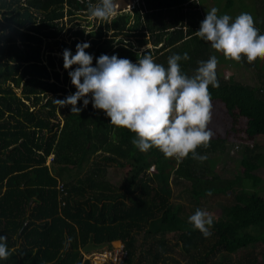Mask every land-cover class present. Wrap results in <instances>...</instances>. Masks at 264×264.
Returning <instances> with one entry per match:
<instances>
[{
  "label": "trees",
  "instance_id": "16d2710c",
  "mask_svg": "<svg viewBox=\"0 0 264 264\" xmlns=\"http://www.w3.org/2000/svg\"><path fill=\"white\" fill-rule=\"evenodd\" d=\"M238 2L223 0L226 10ZM89 3L98 0H0V235L11 253L0 264H90L82 253L90 243L114 241L125 245L124 264H167L177 245L186 264H264V60L253 62V84L226 73L235 60L226 65L217 55L219 87L209 86L215 125L209 145L196 150L202 162L191 153L166 158L155 147L141 152L135 133L111 125L92 103L79 101L80 113L56 104L77 91L63 51L75 55L90 38L94 66L102 54L136 63L143 51L167 67L170 56L188 53L179 64L191 77L217 53L195 34L201 1L137 0L107 21L90 19ZM256 23L264 34V20ZM230 145L238 166L222 175ZM121 163L130 169L115 185L109 170ZM198 208L220 210L208 237L188 222Z\"/></svg>",
  "mask_w": 264,
  "mask_h": 264
},
{
  "label": "clouds",
  "instance_id": "9594fccd",
  "mask_svg": "<svg viewBox=\"0 0 264 264\" xmlns=\"http://www.w3.org/2000/svg\"><path fill=\"white\" fill-rule=\"evenodd\" d=\"M117 8L114 0L89 3V18L107 21L116 15ZM218 11L215 7L206 11L196 36L225 59L239 62L245 57L248 63L264 60V34H259L253 16L241 13L233 19L218 15ZM90 46L78 43L75 55L69 49L63 51L64 68L77 65L69 71L77 91L65 99H55L56 104L61 108L70 105L72 113H80L79 101L83 100L84 107L92 103L94 109L104 111L111 125L135 133L132 144L141 152L155 147L166 158L183 159L191 153L195 160L206 159L196 150L207 147L213 136L208 128L212 107L209 86L219 87L216 56L199 61L195 74L189 77L179 64L190 59L188 53L170 56L167 67L143 51L138 53L136 63L102 54L93 66L94 57L85 51ZM188 222L205 237L211 235L214 221L208 211L196 209ZM6 241L7 237L0 235V260H7L11 254Z\"/></svg>",
  "mask_w": 264,
  "mask_h": 264
},
{
  "label": "rangeland",
  "instance_id": "374dc122",
  "mask_svg": "<svg viewBox=\"0 0 264 264\" xmlns=\"http://www.w3.org/2000/svg\"><path fill=\"white\" fill-rule=\"evenodd\" d=\"M134 1H137V0H114V2L118 5V8H122V7L127 6L126 9H128V10L132 8ZM200 1H201V8H202L201 9L202 18H205V16H206L203 14L204 10L207 11V10H210L211 8L215 7L219 10L218 15H221V16L224 14H227L234 19L235 17H237L241 13H250L254 18V22H257L259 25H261V22H263V20H264V0H239V2L232 9H229V10L225 9L224 4H223V0H200ZM79 20L77 22H79L80 24L86 23L85 20L82 18H80ZM67 23L68 24L66 25L65 29H67L69 27V25L71 24L70 22H67ZM88 31H89V29L87 28L86 33H88ZM69 35H70V33L68 31H66L64 34V39L67 40L68 44H70L72 41ZM84 41L87 43H90V38H87ZM56 47L57 46H55V48ZM54 54L56 55L57 58L62 55L59 51H56ZM218 54H219V52H217L215 54V56L217 57ZM221 57L225 61L226 65L231 64L230 62L232 60L225 59L223 54H221ZM223 66H224L225 72L227 71L230 74H234L236 79H238L239 81H245V82L252 81L253 84L258 83L257 74L255 71V68L253 67V63H248L247 59L244 57H242L239 62L235 61L232 63V65H229V66L223 65ZM76 67H73L71 71H74ZM18 91H20V90H18ZM214 125H215V121L212 120V117H211L209 124H208V128H211V130H213ZM233 130H234V134H238L240 132V128H236V129L233 128ZM248 137L249 136H247V135H242V136H239V139L242 142H244V141H246V139ZM237 151H238V149L236 147L230 145L228 147V152H229L228 156H222L221 157V160L219 161V168L217 167V170L219 172H221L222 175H224V174L230 175L232 173L233 169H235V167L238 166V163L236 162V158L239 155V153ZM129 169H130V166L128 165V163H123V164L121 163L118 165H114L109 170L108 177L113 182V184L120 185L122 183V179L125 178V174ZM150 170L154 171V168L151 167ZM204 210L208 211L213 217H217L219 215V212H220V210L217 208L210 209V210L204 209ZM167 237H168L169 243L171 245H174L176 242L175 234L171 232L167 235ZM169 254H170V257L167 261V264H186V262L188 260L187 257L185 256V254L182 252L180 245H177L175 247V249L173 251H171ZM231 257H232V260H234V259H236L237 256H235V254H232Z\"/></svg>",
  "mask_w": 264,
  "mask_h": 264
},
{
  "label": "built area",
  "instance_id": "2783aa9c",
  "mask_svg": "<svg viewBox=\"0 0 264 264\" xmlns=\"http://www.w3.org/2000/svg\"><path fill=\"white\" fill-rule=\"evenodd\" d=\"M53 156H49L47 163L52 161ZM62 188V185H60ZM83 261L88 260L90 264H124L127 257V250L122 241H114L106 247L98 250L87 251L84 249Z\"/></svg>",
  "mask_w": 264,
  "mask_h": 264
},
{
  "label": "water",
  "instance_id": "95a60500",
  "mask_svg": "<svg viewBox=\"0 0 264 264\" xmlns=\"http://www.w3.org/2000/svg\"><path fill=\"white\" fill-rule=\"evenodd\" d=\"M107 246V243L102 245V246H97V245H94L93 243H90L87 247H86V250L87 251H90V250H98V249H101V248H104Z\"/></svg>",
  "mask_w": 264,
  "mask_h": 264
}]
</instances>
